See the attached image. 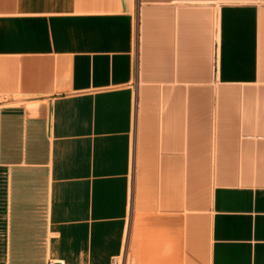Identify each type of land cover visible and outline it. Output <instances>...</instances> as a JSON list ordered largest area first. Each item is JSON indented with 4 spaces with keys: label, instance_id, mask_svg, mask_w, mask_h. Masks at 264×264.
<instances>
[{
    "label": "crops",
    "instance_id": "crops-1",
    "mask_svg": "<svg viewBox=\"0 0 264 264\" xmlns=\"http://www.w3.org/2000/svg\"><path fill=\"white\" fill-rule=\"evenodd\" d=\"M0 264H264V0H0Z\"/></svg>",
    "mask_w": 264,
    "mask_h": 264
},
{
    "label": "rangeland",
    "instance_id": "rangeland-1",
    "mask_svg": "<svg viewBox=\"0 0 264 264\" xmlns=\"http://www.w3.org/2000/svg\"><path fill=\"white\" fill-rule=\"evenodd\" d=\"M127 264H133V263H131V261H129Z\"/></svg>",
    "mask_w": 264,
    "mask_h": 264
},
{
    "label": "built area",
    "instance_id": "built-area-1",
    "mask_svg": "<svg viewBox=\"0 0 264 264\" xmlns=\"http://www.w3.org/2000/svg\"><path fill=\"white\" fill-rule=\"evenodd\" d=\"M0 104H1V99H0Z\"/></svg>",
    "mask_w": 264,
    "mask_h": 264
}]
</instances>
